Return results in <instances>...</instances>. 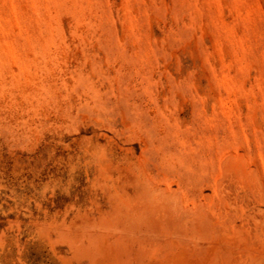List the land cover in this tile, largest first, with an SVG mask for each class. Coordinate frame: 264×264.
I'll return each mask as SVG.
<instances>
[{
	"label": "rangeland",
	"instance_id": "374dc122",
	"mask_svg": "<svg viewBox=\"0 0 264 264\" xmlns=\"http://www.w3.org/2000/svg\"><path fill=\"white\" fill-rule=\"evenodd\" d=\"M0 264H264V0H0Z\"/></svg>",
	"mask_w": 264,
	"mask_h": 264
}]
</instances>
